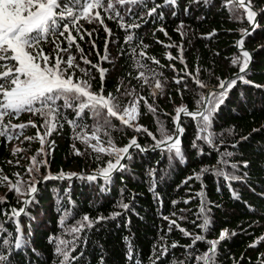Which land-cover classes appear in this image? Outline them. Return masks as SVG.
<instances>
[{
	"label": "trees",
	"instance_id": "obj_1",
	"mask_svg": "<svg viewBox=\"0 0 264 264\" xmlns=\"http://www.w3.org/2000/svg\"><path fill=\"white\" fill-rule=\"evenodd\" d=\"M162 2L149 0L144 8L137 7L132 15L121 9L125 24H140V27L127 31L119 26L118 18H108L111 12L99 10L103 26L79 19L76 26L82 34L92 30L96 35L94 40L86 34L83 40L77 36L76 41L83 49V56L92 64H81V53L75 45L70 50L76 57L75 61L78 60L75 63L91 71V78L84 77V80H90L91 91L99 93L103 83L104 95L111 93L119 107H130L131 102L141 96L147 100V104L140 101L136 119L138 127L147 129V132L129 130L112 119L116 123L108 132L113 143L109 145V139H104L100 140V145L122 147L136 137L145 152L131 150L132 158L125 162L126 168L108 183L101 179L67 181L51 178L39 183L37 192L32 196L33 203L27 205L26 214L11 221L0 214V225L4 229L0 236L10 241L8 246H0V252L9 255L10 264H57L58 259H62L54 254L58 240L75 239V234L68 232L71 227L76 226L85 215L95 220L98 216L110 217L114 212L122 214L115 219L102 220L78 234L76 250L71 253L78 259L71 264H152L156 254L165 248L168 256L157 264H196L194 257L206 252L211 241H218L213 258L215 264H264V0H250L260 14L257 29L244 39L245 47L253 52V62L242 74L244 79L237 81L213 113L208 129L212 146L204 140H196L197 136H203L202 133L196 130L191 119L183 118L186 130L181 142L183 161L179 158L170 160V154L165 150H152L156 143L153 136L156 137L157 124L162 116H167V112V128L173 134L171 116H174L175 106L184 104L190 110H197L200 107L197 101L207 88H216L221 80L239 72L241 65H234L232 60L241 57L242 63V56L234 43L238 33L248 27V22L235 5L226 6V0H213L207 5L178 0L174 8L162 9V17L146 14L153 3ZM185 8L188 10L185 11ZM173 10L176 15H172ZM105 27L111 35L107 36ZM69 28L76 36L71 25ZM128 34L134 37L131 42H126ZM52 40L55 44L48 42L42 47L46 55L54 58L57 45L64 48L67 43L64 37L52 36ZM106 41L107 55L112 62H103L108 77L101 82L92 65L98 63V54L106 51ZM93 42L95 48L92 47ZM141 51L146 53V57L140 56ZM61 56L67 59L68 53H61ZM148 58H154L159 64L152 63ZM137 60L147 64L155 73V77L150 76L147 85L136 79L138 71L144 70L137 67ZM50 63H53L52 59ZM75 75L83 74L75 70ZM156 79H159L162 90L155 87ZM177 80L180 82L176 83ZM196 81L202 82L205 87H199ZM151 88H156L155 96L150 93ZM117 89L122 90V94ZM126 91L132 92V95H125ZM122 95L132 101H126L121 98ZM148 105L155 112L149 111ZM64 112L69 119L73 118L70 109H64ZM29 120L40 122L39 115L31 114L28 117L20 115L12 123H27ZM82 122L89 127L73 129L66 121H61L63 126L58 125L52 132L47 164V170L52 174L67 171L72 174L106 167L104 153L94 152L88 144L77 139L78 132L80 136L81 133L91 134L94 128L90 113H85ZM197 124L201 128L200 120ZM25 136H34L32 127L25 129L19 139L14 138L10 142L0 137V192L7 199V203L0 204V209H7L9 215L11 208L22 207L23 197L7 190L8 184L3 177H8L10 181L18 177L24 180L25 163L21 151L13 155L15 148L12 146L19 141L22 150L33 154L29 150L32 142L23 141ZM194 141L197 148L192 146ZM226 153L232 155L226 156ZM98 155L100 159H97ZM222 160L228 163L222 164ZM204 168L209 171L201 174ZM152 169L156 170L154 191L150 190L152 177L149 171ZM217 169L240 179L226 180L216 174L214 170ZM45 173L46 169L42 166L36 178ZM196 174H200L199 179L188 180ZM186 180L187 183H184ZM233 191L238 198H233ZM202 200L210 209L206 210L211 221L207 231L199 227L202 223ZM121 201L130 204L127 212L118 206ZM62 218L64 224H61ZM173 220L175 225L171 224ZM17 226L19 232L16 231ZM181 229L190 235H185ZM225 230L227 234L220 240V234ZM18 235L22 236L24 244L13 248L11 243ZM198 235L204 239L196 241L194 248L189 249L187 246L192 245ZM129 242L132 261L127 258ZM173 243L179 246L173 248Z\"/></svg>",
	"mask_w": 264,
	"mask_h": 264
},
{
	"label": "snow or ice",
	"instance_id": "obj_2",
	"mask_svg": "<svg viewBox=\"0 0 264 264\" xmlns=\"http://www.w3.org/2000/svg\"><path fill=\"white\" fill-rule=\"evenodd\" d=\"M149 0H0V137L5 138L7 141L12 139H18L25 129L29 126L36 128L37 125L29 120L27 123L14 124L12 120L18 119L22 113L28 112L33 115H39L43 118V124L46 131L41 135L39 129H37L35 137L25 136L24 139L31 141L33 139H39L40 149L37 155L44 152V144L46 142L45 138L52 134L56 130L57 126H63L61 121H66L73 129L83 128L86 129L89 126L83 123V117L86 112L91 114L94 122V128L90 135L85 134L83 137L80 133H77V139H82L84 143L88 144L94 152L105 153L107 155H114L115 162L109 160L106 162V167L99 169L96 174H89L86 177L82 176L81 179H87L88 181H96L102 179L105 183L112 180V174L114 172L123 171L126 168V161L130 160L131 154L129 149L138 148L141 149L142 146L137 143L135 137H133L127 146L111 149H106L103 146L97 147L100 144V138L97 135L101 130L113 127L112 118H117L125 126L132 127L131 121L136 119L138 115V105L141 100L147 104V100L144 97H139V99H134L131 102L130 107H124L120 111L119 104L116 102V98L108 93L107 96L104 95L103 83H101V89L99 93L92 92L91 85L88 80H81L77 78L76 82L73 80L75 75V70H79L84 76L91 78V71L87 68L80 67V64L75 63L76 57L71 54V48L75 45L77 51L81 53V61L85 65H90L91 61L83 56V49L80 48L77 41V36L80 40L84 39V34L89 37L92 35L91 32L81 33L80 29L76 26L79 19L83 18L92 22L93 20H98L103 24V18L101 17L100 11L103 10L105 13L111 12L112 14L108 16L109 19H117L119 26L122 29L138 28L140 24L132 23L125 24L124 15L121 14L120 10H117L116 5L122 6L123 10L129 15H132L137 7L144 8ZM213 0H192V3L205 5L212 3ZM178 4V0H163L161 4L153 3V6L147 10L148 16L159 15L163 16L162 9L164 7H175ZM127 7H123L126 6ZM235 5L236 8L243 9L246 12L247 21L251 25V29L245 30L242 35L250 34L251 30H254L258 26L256 17L258 13L251 9L250 0H226V6ZM94 10H96L94 12ZM160 10V11H158ZM188 9L185 8V11ZM94 13V14H93ZM172 15H176L173 10ZM143 19V16L139 17ZM76 31V36L72 35V31L69 26ZM163 31V29H160ZM105 31L111 35V31L105 27ZM65 33L67 35L65 36ZM64 37L67 43V47L61 48L57 45L55 49L56 58L53 63L50 64V55L44 53L42 45L44 43L51 42L55 44V41H50V37ZM133 35H126V42H131L133 40ZM108 41L105 42V48L107 50ZM238 48H243V39L237 41ZM92 47L95 48V43H92ZM147 47V46H144ZM135 53L136 49H132ZM61 53H68L67 59L61 56ZM141 57H146V53L140 52ZM172 59V57H168ZM101 59L106 60L107 56L101 57ZM152 60V63L159 64V61L154 58H148ZM251 55L249 51H242V63L241 57L233 58L232 63L234 65L240 64L239 73H245L249 66V61ZM183 63V60H181ZM137 67L139 69H144L138 71L136 79L142 81L143 84H149V79L155 77V73L148 68L147 64H141L139 60L136 61ZM96 68V65H92ZM174 67V66H173ZM69 70H73L69 72ZM100 73L101 82H103L105 69H97ZM146 71L148 75H146ZM242 75L237 74L235 78L229 80H221L219 84V91H210L207 96H201V99L197 101L198 105H202V110H197L196 112H188L185 108L177 109V117L174 118L175 132L172 135L164 133L163 128L161 132L164 135V139L156 140L153 136V140L156 141L154 148H164V150L169 153V159L179 158L181 161L185 159L184 153L181 148L180 136L183 133V128L179 125V114L184 113L185 115L191 116L193 119L199 117L201 121V132H208L211 126V118L213 113L219 108V106L224 102L227 97L229 90L236 85L238 80H243ZM180 81L177 80L176 83ZM246 83L248 81H245ZM199 87L203 88L202 82L196 81ZM155 87L162 90V85L159 79L155 80ZM119 91V89H117ZM125 95H132V92L126 91ZM155 95V93H152ZM216 99L213 100L212 98ZM211 105V106H209ZM64 109H70L72 111L73 118L69 119ZM148 110L155 112V109L148 105ZM127 117V118H126ZM7 118V120H6ZM136 131H145L147 129H142V127H137ZM107 134V133H106ZM149 135H152L149 133ZM95 140L96 144L89 143ZM196 140H204L208 143H212L211 134L204 136H197ZM109 145H112V140L107 141ZM193 148H197V144L193 142ZM143 150V149H142ZM21 149H14L13 155ZM79 155V151H77ZM226 156H231L232 153H226ZM101 157L98 155L97 159ZM32 166L27 169L30 174L33 171L38 172L39 167L37 166L36 157L31 158ZM123 161V162H122ZM9 163H12L9 161ZM39 163H46V161H40ZM222 164H227L226 160L221 161ZM247 167V164L244 165ZM235 167V165H233ZM209 171L207 168L201 169V174ZM217 175L224 176L226 180H239L240 177L230 176L224 173L222 170H214ZM65 174L61 173V177ZM76 174H68L67 178L71 179L72 176ZM149 175L152 177L150 190L154 191V186L156 183V170L152 169L149 171ZM19 176V174H17ZM53 177L45 176L43 179H51ZM199 179L200 174H196L194 177H189L191 179ZM4 181H8V177H3ZM187 183V180L184 182ZM36 181L27 187L26 190L22 192L20 181L9 184V190L14 191L19 195H26L29 197L22 201L24 205L33 203L32 194L37 191L35 186ZM198 195H202L198 194ZM233 198H238V194L233 191ZM7 203L6 197L0 199V204ZM187 203V201H185ZM125 212L130 209V204L120 202L118 205ZM207 204L202 200L200 213L202 217V223L199 227L207 231L210 227L211 221L206 214ZM0 214L7 217L9 221L18 218L22 214H26V208H11V214L7 209H0ZM121 212H114L110 217L98 216L95 220H91L87 215H85L81 221L77 222L76 226L69 229L72 234H75V239H79L78 234L84 231L86 228H92L94 224L100 223L105 219H115L120 216ZM66 216L68 213L65 214ZM165 219H168L165 217ZM64 218L61 219V224H64ZM171 224L175 225L176 221H171ZM171 230V228L169 229ZM3 226L0 225V232H3ZM16 231L19 232L20 229L17 226ZM185 235H190L186 230L181 229ZM227 232L222 231L219 239L223 240ZM235 233H233L234 235ZM11 235L10 233L8 234ZM75 239L72 241L60 239L57 242L54 254L62 259H58L57 264H71L72 261L78 259V257L72 256L71 253L76 250ZM127 240V238H125ZM203 236H196L193 240V244L187 246L189 249L194 248L196 241L203 240ZM51 242V241H50ZM210 248L194 257L196 264H215L214 256L216 251V245L218 241L208 242ZM10 241L4 236H0V246H8ZM24 244V239L22 236H16L14 242L11 243L13 248H20ZM176 243H173L171 247H178ZM255 246V245H252ZM168 256L167 248L163 249L162 252L156 254L153 259L152 264H157V262L164 257ZM127 258L129 261L133 260V252L131 244H128ZM0 264H10L9 255L4 252H0ZM177 264H182V262H177Z\"/></svg>",
	"mask_w": 264,
	"mask_h": 264
},
{
	"label": "rangeland",
	"instance_id": "obj_3",
	"mask_svg": "<svg viewBox=\"0 0 264 264\" xmlns=\"http://www.w3.org/2000/svg\"><path fill=\"white\" fill-rule=\"evenodd\" d=\"M252 5V4H251ZM123 7H125V6H123ZM116 8H117V10H121V9H123L122 8V6H120V5H116ZM256 9V8H255ZM242 12H243V14L245 15V17H246V12H244L242 9H240ZM257 10V9H256ZM94 14V13H93ZM259 18H260V14H259ZM246 21H247V17H246ZM92 22H94L97 26H103V24H101L98 20H93ZM248 22V21H247ZM258 25H259V23H258ZM249 26H251L250 25V23L248 22V27ZM248 27H246V28H243L239 33H238V38L236 39V41H235V43H234V47H235V49L238 51V53L242 56V50L244 49V48H246L245 47V43H244V39L246 38V37H248V36H251V34L253 33H250V34H248V35H242V33L248 28ZM84 30V29H83ZM86 32H89L88 30L86 31ZM91 33H92V38H93V40L96 38V35L95 34H93V32L94 31H90ZM106 34H107V36L109 35L107 32H106ZM241 39H243V48L241 49V48H238V46H237V41H240ZM241 49V50H240ZM248 49V48H247ZM108 50V49H107ZM107 50L106 51H103V53L101 54H98V63H96V71H97V74H98V77L100 78V73H99V71L97 70V69H105V68H103V62L104 61H107V63H111L112 62V60H111V58L107 55ZM105 56H107V59L106 60H103V59H101V57H105ZM63 57V56H62ZM55 58H56V56L54 57V58H51L52 59V61L54 62L55 61ZM75 62H78V60L77 61H75ZM80 62H81V64H83L82 63V61H81V58H80ZM51 64V63H50ZM92 64V63H91ZM83 65H85V64H83ZM93 68V67H92ZM106 71H105V74H104V78L103 79H105V78H107L108 76V74H107V69H105ZM84 75H74L73 76V80H74V82H76V80H77V78H80L81 80H84ZM101 79V78H100ZM228 79V78H227ZM85 80H88L89 81V83H90V85H91V82H90V80L89 79H86L85 78ZM92 86V85H91ZM219 86V85H218ZM216 87V89L217 88H219V87ZM210 88V87H209ZM208 89V88H207ZM91 90V89H90ZM207 91V90H206ZM205 91V92H206ZM119 92L122 94V90H119ZM150 93L152 94V93H155V95H156V93H157V90H156V88H151L150 89ZM155 95H153V96H155ZM203 96H205V93H204V95ZM121 98H124V99H126V101L127 100H130V101H132V99L131 98H128V97H126V96H124V95H122L121 96ZM124 107H126V106H121V107H119L120 108V111H122L123 110V108ZM185 108V109H187V107L184 105V104H181V105H179V106H175L174 107V116H171V120H172V123H173V125H174V132H175V123H174V117L175 116H177V109L178 108ZM199 110H201L202 109V105H200V107L198 108ZM197 109V110H198ZM196 110V111H197ZM138 112H139V110H138ZM166 114H167V116H168V113L166 112ZM21 115H23V116H25V117H28L29 115H31V113H28V112H25V113H22ZM167 116H162L161 117V120H160V122L157 124V131H156V138L158 139V140H161V139H164L165 137H164V135L162 134V132H161V128H163V130H164V133H167L168 135H172L170 132H169V129L167 128ZM39 118H40V122H37V123H35L36 125H37V127L36 128H33L32 127V129L34 130V136L33 137H35L36 136V132H37V129H39V131H40V133H41V135H43L44 134V132L46 131V129L44 128V127H41V125L43 124V118L42 117H40L39 116ZM127 118V117H126ZM179 118H180V127H182L183 128V133H182V135L180 136V139H181V142H182V138H183V135L185 134V127H184V125H183V123H182V121H183V118H189V119H191L193 122H194V125H195V128H196V130H199L200 131V127L198 126V124H197V122L200 120L199 118L197 119V120H195V119H193L192 117H190L189 115H185L184 113H180L179 114ZM112 119H114V120H116L117 121V123H119V124H121V125H123L122 123H121V121L119 120V119H117V118H112ZM136 119H137V116H136ZM136 119H134V120H132L131 121V124H132V127H128V126H125V125H123L124 127H127L129 130H135L137 127H138V125L136 124L137 123V121H136ZM114 120H112V124H114V123H116V121H114ZM159 121V118L157 117V119H156V122H158ZM19 124V123H18ZM31 127V126H30ZM110 128H107V129H104V130H102V131H100L99 133V135H101L99 138H100V140H108V139H111L112 138V135L111 134H109V132H108V130H109ZM142 129H145V128H142ZM136 131V130H135ZM142 132H145V131H143V130H141ZM201 132V131H200ZM107 133V134H106ZM202 133V135L204 136V135H208L209 133L207 132V133H205V132H201ZM87 135H90V134H87ZM84 135L81 133V137H83ZM30 137V136H29ZM136 138V137H135ZM19 139V138H18ZM45 140H46V142H45V144H44V152H42V153H40L39 155H37V152H38V150L40 149V147H41V145H40V142H39V139H33V140H31V142H32V145H31V149H29V150H32V152H34L33 154H30V153H27V151H24V150H22L21 149V146H20V142L19 141H17L13 146H12V148H15V149H21V157H23V161H24V169H25V172H24V180L22 181V178L21 177H18V178H14V179H12L11 181L10 180H8L7 181V190L9 189V184L10 183H15L16 181H20L21 183H20V186H21V190H26L27 189V187L33 182V179L36 181V184H35V186H37V185H39V181L43 178V177H45V176H50V175H55V176H58V177H60L61 176V174H52L51 172H49L48 170H47V164H48V162H49V156H50V151L48 152V150H49V147L51 146V140H52V138H51V135H49V136H47L46 138H45ZM82 140V139H81ZM136 140H137V138H136ZM23 141H26L25 139L23 140ZM83 141V140H82ZM131 141V140H130ZM130 141H129V143H130ZM137 142H138V140H137ZM89 143H91V144H96V141L95 140H92V141H90ZM128 143V144H129ZM208 143V142H207ZM13 144V143H12ZM11 144V145H12ZM128 144H125L124 146H127ZM211 146H212V144L213 143H209ZM35 146H37L36 148H35ZM99 146H103V147H105L106 149H111L112 147H110L108 144H106V146H104V145H97V147H99ZM124 146H122V147H124ZM11 147V146H10ZM115 148H120L119 146H115ZM35 149V150H34ZM153 149H155V148H153ZM105 154V153H104ZM33 156H35L36 157V160H37V166L39 167V171H40V168L43 166V167H45V169H46V173H45V175H43V176H41V178H36V176L38 175V173H39V171L38 172H36V171H33L32 173H28L27 172V169L29 168V167H31L32 166V161H31V158L33 157ZM105 156H106V158L104 159V160H106V161H109V160H112L113 162H115V156L114 155H107V154H105ZM40 161H46V163H39ZM216 167V166H215ZM98 170H90V171H81V172H71L72 174L74 173V174H76V175H74V176H76V178L75 179H78V176H81V175H84V174H96V172H97ZM68 172H70V171H67L66 173H63V174H65L64 175V177H67V175L69 174ZM74 176H72V177H74ZM75 179H73V180H75ZM61 180V179H60ZM63 180V179H62ZM67 181H72V180H67ZM37 192V191H36ZM35 192V193H36ZM34 193V194H35ZM33 194V195H34ZM19 195V194H18ZM32 195V196H33ZM25 195H21V198L23 197V200H25V199H28L29 197H24ZM32 198V197H31ZM0 199H3V194L0 192ZM28 205V204H27ZM25 205L23 204L22 205V207H24ZM27 208V207H26ZM23 215V214H22ZM68 232H70V231H68Z\"/></svg>",
	"mask_w": 264,
	"mask_h": 264
},
{
	"label": "water",
	"instance_id": "obj_4",
	"mask_svg": "<svg viewBox=\"0 0 264 264\" xmlns=\"http://www.w3.org/2000/svg\"><path fill=\"white\" fill-rule=\"evenodd\" d=\"M251 9L252 10H254V11H256L257 13H258V15H257V17L255 18L256 19V21L259 23V11L258 10H256L255 9V7L253 6V5H251ZM243 10V9H242ZM244 11V10H243ZM245 12V11H244ZM258 27V26H257ZM257 27L254 29V30H251V32L250 33H252V32H254L256 29H257ZM249 29H251V26H249L246 30H249ZM244 36V35H243ZM241 50V49H240ZM243 50H247V51H249V53H250V55H251V59H250V61H249V66H248V69L251 67V64H252V62H253V52L251 51V50H249V49H247V48H244ZM242 50V51H243ZM248 69L246 70V71H248ZM237 74H239V75H242V74H244V73H236V74H234V75H232L231 77H229L228 79H226V80H229V79H232V78H235L236 77V75ZM213 90H216V91H219L220 89L219 88H214V87H210V88H208L207 89V91L205 92V96H207V94L210 92V91H213ZM186 106V105H185ZM187 107V106H186ZM184 108V107H183ZM187 110H188V112H196V110H190L188 107H187ZM202 110V109H201ZM177 117V116H176ZM191 117V116H190ZM199 117H197L195 120H197ZM180 118H179V124H180ZM138 144H139V142H137ZM140 145V144H139ZM142 146V145H141ZM133 149H138V148H131V149H129V151H131V150H133ZM143 149V150H142ZM158 149H163L162 147L161 148H155V149H153V150H158ZM141 152H145V149L143 148V146H142V148L141 149H139ZM123 162V161H122ZM118 172H114L113 174H112V177L113 176H115L116 174H117ZM49 177H53V179H63V180H73V179H75L76 178V176H74V177H72L71 179H68L67 177H58V176H55V175H50ZM79 177V176H78ZM48 179H41L38 183H42V182H45V181H47ZM36 188H38V185L36 186ZM33 195V194H32ZM25 208L27 207V205H25L24 206Z\"/></svg>",
	"mask_w": 264,
	"mask_h": 264
},
{
	"label": "bare ground",
	"instance_id": "obj_5",
	"mask_svg": "<svg viewBox=\"0 0 264 264\" xmlns=\"http://www.w3.org/2000/svg\"><path fill=\"white\" fill-rule=\"evenodd\" d=\"M175 117H176V116H175ZM175 117H174V118H175Z\"/></svg>",
	"mask_w": 264,
	"mask_h": 264
}]
</instances>
